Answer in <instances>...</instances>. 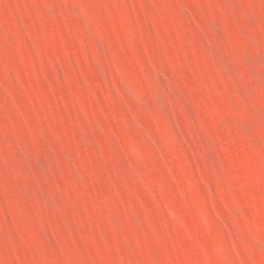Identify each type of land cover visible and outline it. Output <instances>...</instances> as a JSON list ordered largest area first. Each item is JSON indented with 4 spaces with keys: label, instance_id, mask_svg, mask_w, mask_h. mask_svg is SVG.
Masks as SVG:
<instances>
[{
    "label": "rangeland",
    "instance_id": "rangeland-1",
    "mask_svg": "<svg viewBox=\"0 0 264 264\" xmlns=\"http://www.w3.org/2000/svg\"><path fill=\"white\" fill-rule=\"evenodd\" d=\"M0 264H264V0H0Z\"/></svg>",
    "mask_w": 264,
    "mask_h": 264
}]
</instances>
